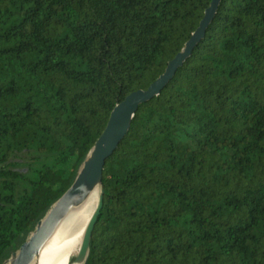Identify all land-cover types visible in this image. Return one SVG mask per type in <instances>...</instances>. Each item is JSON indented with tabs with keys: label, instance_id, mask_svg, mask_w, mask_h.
Returning a JSON list of instances; mask_svg holds the SVG:
<instances>
[{
	"label": "trees",
	"instance_id": "trees-1",
	"mask_svg": "<svg viewBox=\"0 0 264 264\" xmlns=\"http://www.w3.org/2000/svg\"><path fill=\"white\" fill-rule=\"evenodd\" d=\"M213 0H0V264L72 187L115 108ZM87 264H264V0H223L103 176Z\"/></svg>",
	"mask_w": 264,
	"mask_h": 264
},
{
	"label": "water",
	"instance_id": "water-1",
	"mask_svg": "<svg viewBox=\"0 0 264 264\" xmlns=\"http://www.w3.org/2000/svg\"><path fill=\"white\" fill-rule=\"evenodd\" d=\"M222 1L213 0L199 28L192 35L184 50L168 64L165 73L147 90L131 94L115 108L105 131L87 156L72 187L52 206L45 219L38 224L34 233L21 246L20 250L13 253L12 257L3 264H36L44 246L53 237L62 222L74 209L81 207L98 189L100 191L98 207L88 224L81 251L74 262L75 264L88 263L92 234L103 208V176L107 161L114 156L130 133L140 108L161 96L178 71L192 56L194 50L205 39Z\"/></svg>",
	"mask_w": 264,
	"mask_h": 264
},
{
	"label": "bare ground",
	"instance_id": "bare-ground-1",
	"mask_svg": "<svg viewBox=\"0 0 264 264\" xmlns=\"http://www.w3.org/2000/svg\"><path fill=\"white\" fill-rule=\"evenodd\" d=\"M99 196L97 189L81 207L68 215L44 246L36 264H75L73 259L81 251L88 224L98 207Z\"/></svg>",
	"mask_w": 264,
	"mask_h": 264
},
{
	"label": "rangeland",
	"instance_id": "rangeland-1",
	"mask_svg": "<svg viewBox=\"0 0 264 264\" xmlns=\"http://www.w3.org/2000/svg\"><path fill=\"white\" fill-rule=\"evenodd\" d=\"M76 257H78V256H76ZM76 257L73 259V263H74V262H75V260L77 259Z\"/></svg>",
	"mask_w": 264,
	"mask_h": 264
}]
</instances>
